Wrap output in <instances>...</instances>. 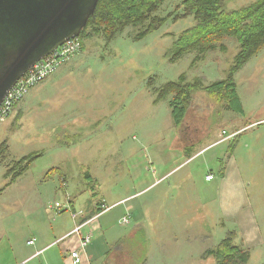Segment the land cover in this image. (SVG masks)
I'll use <instances>...</instances> for the list:
<instances>
[{
  "label": "rangeland",
  "instance_id": "1",
  "mask_svg": "<svg viewBox=\"0 0 264 264\" xmlns=\"http://www.w3.org/2000/svg\"><path fill=\"white\" fill-rule=\"evenodd\" d=\"M182 1L166 0L157 15L166 16ZM255 1L226 0V6ZM193 25L189 17L169 20L142 40H135L142 27H129L110 42L87 39L84 51L25 94V116L9 117L0 126V150L6 145L0 155V264L32 251L28 240L52 227L53 215L69 219L70 209L52 208L69 206L64 178L77 198L76 213L93 199L105 209L112 199L138 193L126 205L106 210L104 235L94 245L107 254L92 264H215L213 257L203 258L205 252L238 230L230 218L223 220L218 204L220 171L231 145L264 238V48L234 78L245 115L224 111L219 117V107L200 90L178 130L172 96L160 97V89L181 76L186 83L199 81L202 89L223 80L239 51L229 39L227 52L209 53L201 61L189 52L175 60V40ZM62 72L68 77L59 76ZM188 147L191 156L205 151L188 160ZM28 156L36 158L11 181L10 170ZM85 171L94 178L92 185ZM130 205L138 207L129 214ZM137 217L142 232L113 255ZM251 251L248 264H264V246ZM69 258L48 262L45 255L30 264H65Z\"/></svg>",
  "mask_w": 264,
  "mask_h": 264
},
{
  "label": "trees",
  "instance_id": "2",
  "mask_svg": "<svg viewBox=\"0 0 264 264\" xmlns=\"http://www.w3.org/2000/svg\"><path fill=\"white\" fill-rule=\"evenodd\" d=\"M165 2L166 0H99L94 15L80 36L76 37L81 44L78 52L85 50L87 39L100 37L110 42L123 35L129 27H142V31L135 37V40H142L169 20L179 21L193 17L194 25L184 30L174 42L175 60L189 52L197 53L196 61L203 60L209 53L227 52L229 39L236 40L239 51L223 80L215 81L202 89L199 81L186 83L185 76H181L178 81L169 82L160 89V97L172 96L169 105L175 127L178 130L182 127L200 90H204L209 99L219 107V117L224 111L245 115L234 78L264 48V0H256L235 9H228L226 0H183L172 12L161 17L157 12ZM5 146L0 150V155H3ZM232 147L231 145L228 149V160L234 153ZM190 148L184 150L188 159L192 154ZM35 158L28 156L18 161L10 170L11 181L17 179ZM225 172L226 163H223L220 179L224 178ZM84 179L89 184L94 181L89 171H85ZM69 209L72 210L71 207ZM69 209L64 211H70ZM102 211L98 206V214ZM210 257L215 259V264H248L252 251L246 247L238 230H230L215 248L208 249L203 256L204 259Z\"/></svg>",
  "mask_w": 264,
  "mask_h": 264
},
{
  "label": "crops",
  "instance_id": "3",
  "mask_svg": "<svg viewBox=\"0 0 264 264\" xmlns=\"http://www.w3.org/2000/svg\"><path fill=\"white\" fill-rule=\"evenodd\" d=\"M59 76H64L63 78L68 77V75L63 74V72L60 73ZM28 98H29L28 95L27 97L23 98L24 100H22V102L14 108L13 112L9 116L10 118L11 117L18 118L25 116L23 102H25L26 99ZM204 151H205L204 149L200 150L198 151L199 153L197 152L193 154L191 157H195L197 154H201ZM64 179L65 181L62 179L64 183L63 186L66 187V191L68 192V204L72 208L71 216L69 217V219H63V218L60 219V217H57L58 214L53 215L55 219L54 225L46 229L45 233H43L42 235H40L38 232L33 233V237L28 240V244H29L28 247L33 248V250L28 251V253L25 255H23L22 252L16 253L13 260L8 264H23V262H27L26 264H30L36 259L39 258L43 259L45 255H46V260L48 262L51 261L52 258L56 260L60 256L67 259V257L71 254V251L78 248V244L80 242V236H77L76 234H72V233L74 229L85 220L90 221V223L84 226V231L86 233L93 234V237L95 239L92 240L91 244H89L88 248L85 250L82 264H92L93 260L98 261L100 260V258H102L104 254H107V253H103L102 251H99V249L95 250L96 244L94 245V242L96 241V237L97 236L101 237L102 235H104V229H103V224L101 222V218L106 215L105 214L107 213L106 210L113 211L117 207L126 205L138 193L135 194L131 193L129 195H123L117 197L116 199H112L114 200L115 203L109 206V208L103 209V211L100 212L99 214H98V206L99 208L103 207L104 202L93 199V201L90 202V205H88L87 207L82 206V208L85 211L83 210L80 211L79 213H76L75 208L77 206L76 203L77 198L75 197L74 194L72 195L71 193H69L70 192L69 184L66 178ZM214 180L215 178L211 181ZM219 181L220 182L218 184V204L221 209L220 213L223 217V220L226 221V218H230L232 222L237 225L238 231L240 232L247 248L252 249L253 247L258 246V244L264 246V238L262 236L261 229L258 226L257 217H256L257 215L252 209L248 195V190L244 182V178L241 174V171L238 169L234 159L231 158L230 160H228V162L226 163L225 176L223 179H219ZM2 192L0 193V195L3 194ZM84 193L86 192L84 191ZM101 204L103 205L101 206ZM136 207L138 206L135 207L133 205L126 206L125 210L130 214L131 212L135 211ZM49 212L50 214L54 213L51 210ZM137 212H139V208L136 210V213ZM74 214H78L79 216L75 217ZM122 214L123 213H121V215ZM123 218L126 217L123 216ZM137 218H138L136 221L137 226L130 232V235L128 236L126 235L124 236V238L122 237L123 239L121 238L118 239L120 240L118 243L116 242L117 248L113 251V255L121 251V249L127 243L130 237L134 238L135 235L143 229L140 226L142 222L140 217ZM79 219H81V222L77 225ZM105 234H107V232H105ZM147 234H148V230L146 231V235ZM32 241L34 242V244L30 243ZM49 252H52V254H48ZM134 257H136L135 254H133V258ZM65 264H71V259L69 258V260H67ZM102 264H109V263L103 262Z\"/></svg>",
  "mask_w": 264,
  "mask_h": 264
},
{
  "label": "water",
  "instance_id": "4",
  "mask_svg": "<svg viewBox=\"0 0 264 264\" xmlns=\"http://www.w3.org/2000/svg\"><path fill=\"white\" fill-rule=\"evenodd\" d=\"M99 0H0V105L36 63L79 37Z\"/></svg>",
  "mask_w": 264,
  "mask_h": 264
},
{
  "label": "built area",
  "instance_id": "5",
  "mask_svg": "<svg viewBox=\"0 0 264 264\" xmlns=\"http://www.w3.org/2000/svg\"><path fill=\"white\" fill-rule=\"evenodd\" d=\"M80 47L81 44L79 40L74 37L73 39L67 40L63 45L59 46L58 49L52 54L46 56L41 61L36 63L8 92L5 99L1 103L0 126L6 122L14 108L19 102L23 100L26 93H28L38 84L44 82L46 79L52 77L61 66L70 61V58L78 52ZM207 179L211 180L213 179V176L208 175ZM58 207H60V203H56L52 208L57 210ZM69 207L70 205L65 208L62 206L61 212L63 210L69 209ZM50 210L51 209H49V211ZM74 215L77 216V214ZM123 222L128 223V218H124ZM89 223L90 221L85 220L84 222L80 223L72 233L80 236L81 239L78 244V248L71 251V264H81L83 262V255L92 241L93 234H84L82 226ZM30 243L34 244L33 241Z\"/></svg>",
  "mask_w": 264,
  "mask_h": 264
},
{
  "label": "bare ground",
  "instance_id": "6",
  "mask_svg": "<svg viewBox=\"0 0 264 264\" xmlns=\"http://www.w3.org/2000/svg\"><path fill=\"white\" fill-rule=\"evenodd\" d=\"M214 179V178H213ZM213 179H211V180H213ZM57 210L59 211V212H61V210H62V205L60 204V207H58L57 208ZM64 211V210H63ZM85 225H87V224H84L83 226H82V230H84V226ZM75 230V229H74ZM84 233V232H83ZM84 234H88V233H84ZM80 239H81V237H80ZM93 240V239H92ZM92 242V241H91ZM91 242H90V244H91Z\"/></svg>",
  "mask_w": 264,
  "mask_h": 264
},
{
  "label": "clouds",
  "instance_id": "7",
  "mask_svg": "<svg viewBox=\"0 0 264 264\" xmlns=\"http://www.w3.org/2000/svg\"><path fill=\"white\" fill-rule=\"evenodd\" d=\"M27 72H28V71H27ZM27 72H26V73H27ZM21 78H22V77H21ZM21 78H20V79H21ZM50 78H51V77H50ZM48 79H49V78H48ZM46 80H47V79H46ZM46 80H45V81H46ZM42 83H43V82H42ZM16 84H17V83H16Z\"/></svg>",
  "mask_w": 264,
  "mask_h": 264
}]
</instances>
